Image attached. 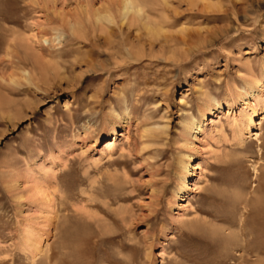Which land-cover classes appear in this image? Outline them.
<instances>
[{
	"label": "rangeland",
	"instance_id": "374dc122",
	"mask_svg": "<svg viewBox=\"0 0 264 264\" xmlns=\"http://www.w3.org/2000/svg\"><path fill=\"white\" fill-rule=\"evenodd\" d=\"M136 2L0 0V264H264V0Z\"/></svg>",
	"mask_w": 264,
	"mask_h": 264
},
{
	"label": "bare ground",
	"instance_id": "6f19581e",
	"mask_svg": "<svg viewBox=\"0 0 264 264\" xmlns=\"http://www.w3.org/2000/svg\"><path fill=\"white\" fill-rule=\"evenodd\" d=\"M107 10L109 12V14L107 13L108 16H105V15H102L101 13H99L98 16H97L98 20H102V18H104V17H106L107 19L112 17V12L113 11L111 10V8H108ZM156 10H157L156 8H153V9L151 8L149 10L148 9L145 10L143 4L141 2H136V0H123V4L118 6V9H117L119 14L122 15V18L124 19V21L127 20V23L129 24L130 27L136 26L137 28H140L138 26V21L139 20L146 21V23H148V24H145V26L149 27L150 26V22H149L150 14H151V12H155ZM117 13H115V14H117ZM261 97H262L261 92L253 91V92L250 93V99H247V101L245 103L247 105L251 106V104L253 102H255V103L259 102ZM123 103H125V99H123ZM221 107L222 106L220 104H218V103H216V105L207 104L205 107H203V110H202L203 119L206 120L207 115L212 113L213 110L215 112L218 108L221 109ZM259 114H261V113L257 109H252L251 111H248V112L244 113V116L247 117L246 121L248 122V124L247 123H245V124H246V128H247L249 133L252 132L250 126H252V123H254V118L257 117ZM115 119H117L118 121H121L123 119V117L119 113H116V115L113 118L114 122H115ZM115 123H114V126H113V131L116 132V135L117 134H121L122 135L123 133L117 132V130L115 128L116 127ZM189 124L192 126V128L196 129V133L203 132V130H204V126L202 125V121H200V120L196 121L193 118V119L189 120ZM195 137H197V134H196ZM113 144H114V142L108 141L107 147L110 148V147H112ZM196 168H199V163L198 162L194 163V166L191 163L187 164V163L183 162L182 169H183L185 174L190 173L191 169L196 170ZM190 189H192L190 184L187 183L186 181H184V186H183L182 190L186 192L187 190H190ZM261 201H263V199ZM261 201H260V205H261ZM261 206L263 207L262 209H264V204H262ZM40 248L41 247H39V249ZM41 250H42V248H41ZM256 251L258 253H261V251L264 252V246L263 247H258L256 249Z\"/></svg>",
	"mask_w": 264,
	"mask_h": 264
}]
</instances>
